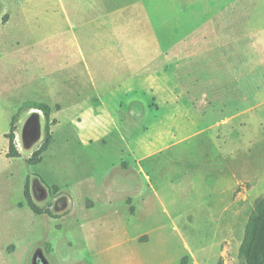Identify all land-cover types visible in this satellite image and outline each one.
Wrapping results in <instances>:
<instances>
[{
    "label": "rangeland",
    "instance_id": "obj_1",
    "mask_svg": "<svg viewBox=\"0 0 264 264\" xmlns=\"http://www.w3.org/2000/svg\"><path fill=\"white\" fill-rule=\"evenodd\" d=\"M263 196L264 0H0V264H240Z\"/></svg>",
    "mask_w": 264,
    "mask_h": 264
},
{
    "label": "trees",
    "instance_id": "obj_2",
    "mask_svg": "<svg viewBox=\"0 0 264 264\" xmlns=\"http://www.w3.org/2000/svg\"><path fill=\"white\" fill-rule=\"evenodd\" d=\"M57 108H60V105H57ZM21 109L41 111L46 118L42 142L27 159V163L29 164H38L43 160V154L49 149L53 141V131L51 127L57 124L58 121L56 118L51 117L52 107L46 102L28 100L24 102ZM15 131L16 116L14 115L10 124V130L7 133V138L9 140L8 157L21 156L15 141ZM49 188L54 193L60 190L58 185L49 186ZM24 196L27 205L35 214H47L52 218L60 216L54 213L50 207H41L35 202L31 192L30 179L26 182ZM239 259L240 264H264V196L256 201L254 209L247 221L244 237L239 248ZM185 263L186 261L184 259L183 264ZM218 264H222V261Z\"/></svg>",
    "mask_w": 264,
    "mask_h": 264
},
{
    "label": "crops",
    "instance_id": "obj_3",
    "mask_svg": "<svg viewBox=\"0 0 264 264\" xmlns=\"http://www.w3.org/2000/svg\"><path fill=\"white\" fill-rule=\"evenodd\" d=\"M192 259H193L194 264H199L198 260L195 257H193Z\"/></svg>",
    "mask_w": 264,
    "mask_h": 264
},
{
    "label": "water",
    "instance_id": "obj_4",
    "mask_svg": "<svg viewBox=\"0 0 264 264\" xmlns=\"http://www.w3.org/2000/svg\"><path fill=\"white\" fill-rule=\"evenodd\" d=\"M36 257H37V256H36V254H35V255L33 256V261H34V262H35V260H36Z\"/></svg>",
    "mask_w": 264,
    "mask_h": 264
},
{
    "label": "flooded vegetation",
    "instance_id": "obj_5",
    "mask_svg": "<svg viewBox=\"0 0 264 264\" xmlns=\"http://www.w3.org/2000/svg\"><path fill=\"white\" fill-rule=\"evenodd\" d=\"M38 256H39V254H37V259L36 260H38Z\"/></svg>",
    "mask_w": 264,
    "mask_h": 264
}]
</instances>
